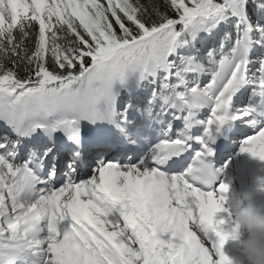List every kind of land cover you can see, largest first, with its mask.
I'll list each match as a JSON object with an SVG mask.
<instances>
[{
    "label": "snow or ice",
    "instance_id": "6c2138e0",
    "mask_svg": "<svg viewBox=\"0 0 264 264\" xmlns=\"http://www.w3.org/2000/svg\"><path fill=\"white\" fill-rule=\"evenodd\" d=\"M229 133L264 161V0H0V264H231Z\"/></svg>",
    "mask_w": 264,
    "mask_h": 264
},
{
    "label": "clouds",
    "instance_id": "9594fccd",
    "mask_svg": "<svg viewBox=\"0 0 264 264\" xmlns=\"http://www.w3.org/2000/svg\"><path fill=\"white\" fill-rule=\"evenodd\" d=\"M264 191V190H260ZM260 192L233 196L236 255L231 264H264V203H257Z\"/></svg>",
    "mask_w": 264,
    "mask_h": 264
},
{
    "label": "rangeland",
    "instance_id": "374dc122",
    "mask_svg": "<svg viewBox=\"0 0 264 264\" xmlns=\"http://www.w3.org/2000/svg\"><path fill=\"white\" fill-rule=\"evenodd\" d=\"M244 155H246V156H249V154L248 153H246V152H244ZM241 156H243L242 155V152L240 151V154L238 155V159H240V160H242L241 159ZM261 162V164H262V166H263V168H264V161H260ZM234 164V163H233ZM262 181H264V177L261 179ZM227 184V183H226ZM229 187H231V189H232V187H234V183H233V181H232V184H227ZM235 193H236V191H235ZM232 197V196H231ZM232 199H233V197H232ZM228 211L226 212V217L227 216H229V214H230V212H231V210L229 209V208H226ZM233 213V212H232ZM231 215V214H230ZM231 217H232V215H231ZM228 218V217H227ZM227 227H228V232H231L232 231V227H233V225H232V223L231 222H229V223H227ZM236 247H237V245H236V242L234 241V240H232V239H229L227 242H226V244H225V246H224V249L226 250V255L228 256V255H236ZM224 249H223V251H224ZM225 253V252H224Z\"/></svg>",
    "mask_w": 264,
    "mask_h": 264
},
{
    "label": "bare ground",
    "instance_id": "6f19581e",
    "mask_svg": "<svg viewBox=\"0 0 264 264\" xmlns=\"http://www.w3.org/2000/svg\"><path fill=\"white\" fill-rule=\"evenodd\" d=\"M223 207L226 208V206H223ZM225 213L226 212H222V213L218 214V218H225L226 219L228 216L226 217Z\"/></svg>",
    "mask_w": 264,
    "mask_h": 264
},
{
    "label": "trees",
    "instance_id": "16d2710c",
    "mask_svg": "<svg viewBox=\"0 0 264 264\" xmlns=\"http://www.w3.org/2000/svg\"><path fill=\"white\" fill-rule=\"evenodd\" d=\"M141 2L144 3V4H147V3L149 2V0H141ZM20 75H21V76L24 75V73H23L22 70L20 71Z\"/></svg>",
    "mask_w": 264,
    "mask_h": 264
}]
</instances>
